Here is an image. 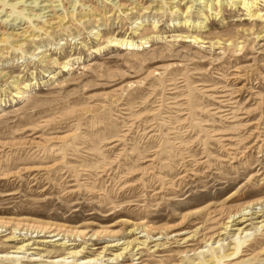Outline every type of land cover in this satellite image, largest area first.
<instances>
[{"label": "rangeland", "instance_id": "rangeland-1", "mask_svg": "<svg viewBox=\"0 0 264 264\" xmlns=\"http://www.w3.org/2000/svg\"><path fill=\"white\" fill-rule=\"evenodd\" d=\"M30 2L0 0V264H264V0Z\"/></svg>", "mask_w": 264, "mask_h": 264}, {"label": "bare ground", "instance_id": "bare-ground-1", "mask_svg": "<svg viewBox=\"0 0 264 264\" xmlns=\"http://www.w3.org/2000/svg\"><path fill=\"white\" fill-rule=\"evenodd\" d=\"M243 0H228V2H226V3H232V2H242ZM35 2V0H31V2H30V4L29 5H32L33 3ZM47 2H50V0H47ZM207 2H209V3H211L212 2V0H207ZM198 3L199 4H201V3H203L202 2V0H198ZM217 4V3H216ZM44 6H46V4H44ZM31 8L32 7H34L33 5L32 6H30ZM190 9V6H188L187 7V11H186V13L187 12H189L188 10ZM219 11V10H218ZM180 15H181V17H187V15H185L184 16V13H180ZM189 15V14H188ZM186 19V18H185ZM59 22H60V20H59ZM187 22V21H186ZM186 24V23H185ZM29 36V35H28ZM196 39V38H195ZM147 43V41L146 40H141L140 41V43L139 44H136V43H134V42H131V41H123V42H121L120 43V45L121 46H123V48L124 49H134L136 46H140V45H143V46H141L142 48H145L146 47V44ZM114 45H117V43L116 42H114L113 41V46ZM122 49V48H121ZM37 53H39V52H37ZM241 215H244V214H241ZM232 216V215H231ZM239 218V217H238ZM233 221V220H232ZM243 221V219H242V217H241V219L238 221V222H242ZM59 234L57 233L55 236H58ZM51 237H53V236H51ZM66 245H70V244H66ZM26 246V245H25ZM79 246V245H78ZM24 247V245H21V246H19L18 247V249H22ZM71 249V248H70ZM16 250H17V248H16ZM19 253V252H18ZM66 254H69L71 257H73V256H75L76 254H77V252H74V251H70V252H67ZM62 258H68V257H62ZM94 259H96V258H94ZM88 262H90V260L88 261Z\"/></svg>", "mask_w": 264, "mask_h": 264}]
</instances>
